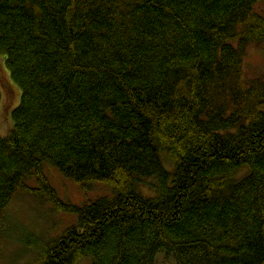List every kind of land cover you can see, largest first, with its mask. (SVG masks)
<instances>
[{"label":"trees","instance_id":"16d2710c","mask_svg":"<svg viewBox=\"0 0 264 264\" xmlns=\"http://www.w3.org/2000/svg\"><path fill=\"white\" fill-rule=\"evenodd\" d=\"M261 2L0 0V224L19 193L76 217L30 264H264ZM48 164L110 193L65 201Z\"/></svg>","mask_w":264,"mask_h":264},{"label":"rangeland","instance_id":"374dc122","mask_svg":"<svg viewBox=\"0 0 264 264\" xmlns=\"http://www.w3.org/2000/svg\"><path fill=\"white\" fill-rule=\"evenodd\" d=\"M254 8L264 15L261 10L264 9V2L258 3ZM243 71L247 79L264 80V43L251 44L248 47ZM0 89V133L8 136L14 123L12 112L19 105L22 92L12 78L6 55L1 50ZM45 172L59 196L74 205H82L110 193V185L107 183L92 182L88 187L64 176L58 168L50 164L46 165ZM54 210L49 202L43 203L25 193H19L8 207L3 224H0V264H30L36 257L38 243L63 233L76 220L71 213ZM78 264H91V258H85ZM157 264H175V261L172 256L161 252L157 256Z\"/></svg>","mask_w":264,"mask_h":264}]
</instances>
